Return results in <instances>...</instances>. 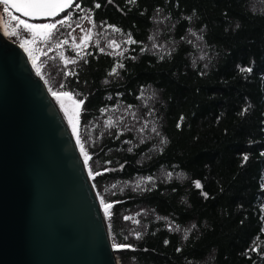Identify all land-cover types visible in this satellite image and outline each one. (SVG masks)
Returning a JSON list of instances; mask_svg holds the SVG:
<instances>
[{
  "label": "trees",
  "instance_id": "trees-1",
  "mask_svg": "<svg viewBox=\"0 0 264 264\" xmlns=\"http://www.w3.org/2000/svg\"><path fill=\"white\" fill-rule=\"evenodd\" d=\"M76 2L95 20L90 55L71 38L32 50L59 91L84 98L77 144L113 203V246H132L114 247L117 263L264 264V0ZM8 8L9 24L28 19ZM69 57L77 75L65 77Z\"/></svg>",
  "mask_w": 264,
  "mask_h": 264
},
{
  "label": "water",
  "instance_id": "water-1",
  "mask_svg": "<svg viewBox=\"0 0 264 264\" xmlns=\"http://www.w3.org/2000/svg\"><path fill=\"white\" fill-rule=\"evenodd\" d=\"M0 264H118L64 112L1 30Z\"/></svg>",
  "mask_w": 264,
  "mask_h": 264
},
{
  "label": "snow or ice",
  "instance_id": "snow-or-ice-1",
  "mask_svg": "<svg viewBox=\"0 0 264 264\" xmlns=\"http://www.w3.org/2000/svg\"><path fill=\"white\" fill-rule=\"evenodd\" d=\"M0 5H4V12L7 13L9 11L8 6L15 9L17 13H21L24 17L28 19H21L18 16H14L13 19L18 22L19 25H22L24 29L28 30L29 32L33 33V39L31 41L32 44L43 43L45 47L49 50L55 51L61 48H65L66 46L70 45V39L73 43L76 41V37L72 35V32L75 29L79 28L83 35L80 36V42L75 43V51L76 57L80 60H83L85 56L90 55L89 52L83 51V55H81V51L84 48L85 44H89L90 42V34L92 28L95 27V20L92 16L91 9H83L80 3H77L76 0H0ZM101 5L99 3L95 4V8H99ZM71 9L72 11H68ZM80 12L82 15L79 16V21L87 20L92 25L87 31L84 30L82 24L76 20H74V13ZM62 13H67L66 15L61 16ZM56 17H60L56 19ZM30 20H44L48 21L45 23H31ZM75 24V27L73 26ZM113 28V30L118 31V29H114V26H109ZM61 29L71 30L66 32V36L63 39L58 38L57 33L60 32ZM39 38V40L37 39ZM54 43V47L53 45ZM29 43V41L25 40L21 47L24 48V51L28 54L29 59L32 62L33 67L36 70L37 75L42 76V71L40 66L37 64L38 57L34 54L31 48L25 47V44ZM126 43L135 44L136 41L129 39ZM117 46L116 41H110L109 47ZM100 52H104V48L99 49ZM64 53H61L63 56ZM55 59V57H53ZM78 60L76 58H65L64 63V75L65 77L68 76H75L77 73L69 68L70 64L77 63ZM117 67H123V64H119ZM248 72H251L252 69L248 68ZM111 74H116V68L113 69ZM47 84L48 81L45 80ZM60 88H65V85L61 84ZM49 92L51 93L52 97L58 102L61 110L64 112L65 117L68 120V123L72 126V131L76 135L77 143H80V136L76 126V120L81 115L82 106L84 104V98H75L76 94L72 91H59L53 90L49 88ZM67 101H71V106L69 107ZM155 131V129H153ZM81 152L84 156V163L85 165L88 164V161L91 159L89 154L84 150L83 145L81 144ZM264 155V153H262ZM243 159L247 161V155H244ZM104 171H110V169H105ZM101 172H93L92 168H88V175L91 178H95V176L101 175ZM151 179V178H149ZM197 188H201L199 182H195ZM97 195H100L97 193ZM205 197L207 198V193H204ZM100 202L104 206L105 213L107 214L108 210L113 207V203L105 202L103 197H100ZM125 219H130L129 217H125ZM137 238H139V234L137 233ZM114 247L117 250H122L125 248H131V245L125 244H116ZM256 249H249V251H253ZM258 251V250H257Z\"/></svg>",
  "mask_w": 264,
  "mask_h": 264
},
{
  "label": "rangeland",
  "instance_id": "rangeland-1",
  "mask_svg": "<svg viewBox=\"0 0 264 264\" xmlns=\"http://www.w3.org/2000/svg\"><path fill=\"white\" fill-rule=\"evenodd\" d=\"M3 7H4V5H0V30H1L2 34L4 35V37L7 38L10 42L17 45L21 50H23V52L26 54V56L29 59L28 54L24 51V48L21 47V44H23L25 42V40H27V41H29V43L25 44V47L32 49V47L34 46V44L31 43L32 39L34 38L33 33L24 29L22 25H19V24H15V25L12 24L11 25V24H9V22L7 21V19L4 16V11H3L4 8ZM82 26H83L85 31H87L89 28H91L89 22H85ZM72 35L76 37V43H79L80 42L79 38L81 35H83V33L81 32V30L79 28H77L72 33ZM29 61L31 62L30 59H29ZM31 64H32V62H31ZM37 64L40 66L42 74H43L42 76H40V75L39 76H40L41 80L43 81V83L45 84V86L48 88V90H49V88H51L53 90H58L59 84H57L55 81L51 82V80H54L57 78L56 73L52 71V65L50 64V67H49V66L45 65L43 62L38 61V59H37ZM45 80L48 81L47 84L45 83ZM54 100H55V98H54ZM66 120H67V118H66ZM67 122H68V120H67ZM69 126L72 130V126L70 124H69ZM74 136L76 137L75 134H74ZM100 204H101V202H100ZM102 209H103V212L105 215V220H106V213H105L104 207H102ZM106 222H107V220H106ZM107 225H108V223H107Z\"/></svg>",
  "mask_w": 264,
  "mask_h": 264
},
{
  "label": "bare ground",
  "instance_id": "bare-ground-1",
  "mask_svg": "<svg viewBox=\"0 0 264 264\" xmlns=\"http://www.w3.org/2000/svg\"><path fill=\"white\" fill-rule=\"evenodd\" d=\"M105 216V215H104Z\"/></svg>",
  "mask_w": 264,
  "mask_h": 264
}]
</instances>
